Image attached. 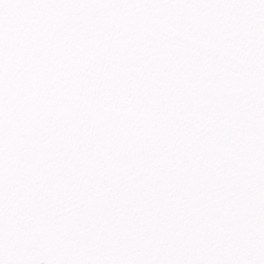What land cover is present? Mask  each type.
I'll return each instance as SVG.
<instances>
[{
	"label": "snow or ice",
	"instance_id": "obj_1",
	"mask_svg": "<svg viewBox=\"0 0 264 264\" xmlns=\"http://www.w3.org/2000/svg\"><path fill=\"white\" fill-rule=\"evenodd\" d=\"M0 264H264V0H0Z\"/></svg>",
	"mask_w": 264,
	"mask_h": 264
}]
</instances>
